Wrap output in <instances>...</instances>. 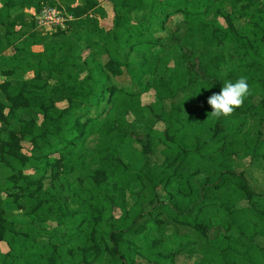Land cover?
I'll list each match as a JSON object with an SVG mask.
<instances>
[{"label": "trees", "instance_id": "1", "mask_svg": "<svg viewBox=\"0 0 264 264\" xmlns=\"http://www.w3.org/2000/svg\"><path fill=\"white\" fill-rule=\"evenodd\" d=\"M0 3V70L34 75L0 100V264H264V0ZM46 7L73 21L42 32ZM240 77L242 106L208 118V98ZM99 146L97 180L67 182L70 200L48 185ZM186 248L197 257L180 263Z\"/></svg>", "mask_w": 264, "mask_h": 264}, {"label": "rangeland", "instance_id": "2", "mask_svg": "<svg viewBox=\"0 0 264 264\" xmlns=\"http://www.w3.org/2000/svg\"><path fill=\"white\" fill-rule=\"evenodd\" d=\"M82 0H60L61 3L65 4L67 7H77L80 5ZM103 7L105 9L108 10V6L106 2H104ZM32 15V14H30ZM109 18H106L105 20L102 21L103 25L106 26V22L108 21ZM112 19V17H111ZM18 27H16V30L19 31L21 28L19 27V25H17ZM25 31L23 30L22 33H24ZM180 42V41H179ZM33 51L36 53H41L43 51L42 47H34ZM185 54L188 56L189 58V62L186 63V65L189 67L191 74L193 75L195 80H204L205 79V75L203 73V71L201 70L199 64H198V60L196 58L193 57V53L190 51L185 50ZM9 55V56H8ZM11 53L10 51L8 53H6V57H10ZM20 74H18V77H16L17 75L15 74V77H12L13 75H8L5 70H0V87H2L0 89V100H3V86L10 82L11 83H15L14 81H29L31 80L34 75L33 74H28L27 76H25L24 78L19 76ZM51 87H53V84L50 83ZM152 93H148L146 95H144L142 97V102L144 105H150L152 103H154L155 99H154V92L151 91ZM8 112V111H7ZM6 112V113H7ZM131 136L132 139L136 141V147H144V144L148 145L149 142V138L147 136V134L145 133V131L143 129H139L137 131L131 132ZM16 140H18V144L17 147L22 151V153H25L26 155H29L30 150L32 149V145L27 142L26 140H23L21 135L17 134L16 135ZM13 149V148H12ZM101 149V150H99ZM109 154V151L103 150L101 146L98 147V151L96 152V157L95 160L93 161L92 159H87L86 162L80 167L76 168V171L69 175L68 178H65L64 181H61L59 183V181L62 179L63 175V168L60 166L58 168L57 173L54 175L55 177L50 181V183L48 185L52 186L54 188V191H59L62 190L63 196L65 197L66 200H70L69 197L67 196L66 192H65V184L68 182L71 186L74 187V189H77L80 185H84L86 184L87 180L89 179L90 175H93L92 177L97 180L98 177L101 175V169H104V167H106V163H109V160H107V156ZM120 159H122L121 157H119ZM123 160V159H122ZM105 165V166H104ZM264 177V176H262ZM261 180H264V178H261ZM1 181V179H0ZM264 186V183H263ZM47 188L44 187L42 191H45ZM134 202L136 203V199H134ZM12 217L14 218H18L21 217L19 212H13L11 214ZM114 218L116 220H119L122 217V213L120 210H115L114 214H113ZM52 227H54L52 224L50 225ZM192 239H195L194 237H192ZM139 247H141V243H138ZM176 246H174V250ZM3 252H7L8 248L5 244H3L1 246ZM192 248V247H191ZM190 248V249H191ZM190 249L186 248L185 250L181 249V250H176L181 256L180 258V263L184 262V258L187 257L188 255H193L194 259L197 257L196 254H194ZM196 256V257H195Z\"/></svg>", "mask_w": 264, "mask_h": 264}, {"label": "clouds", "instance_id": "3", "mask_svg": "<svg viewBox=\"0 0 264 264\" xmlns=\"http://www.w3.org/2000/svg\"><path fill=\"white\" fill-rule=\"evenodd\" d=\"M250 94L246 77H240L235 82L224 83L219 93L212 94L207 104L211 108L208 118L221 119L231 116L235 109L242 106L246 97Z\"/></svg>", "mask_w": 264, "mask_h": 264}, {"label": "built area", "instance_id": "4", "mask_svg": "<svg viewBox=\"0 0 264 264\" xmlns=\"http://www.w3.org/2000/svg\"><path fill=\"white\" fill-rule=\"evenodd\" d=\"M38 28L44 33H51L58 28L64 29L69 21H73L65 10L46 7L42 13L37 16Z\"/></svg>", "mask_w": 264, "mask_h": 264}, {"label": "crops", "instance_id": "5", "mask_svg": "<svg viewBox=\"0 0 264 264\" xmlns=\"http://www.w3.org/2000/svg\"><path fill=\"white\" fill-rule=\"evenodd\" d=\"M2 7V4L0 3V8ZM27 13H29V14H34V10H29V11H27Z\"/></svg>", "mask_w": 264, "mask_h": 264}]
</instances>
